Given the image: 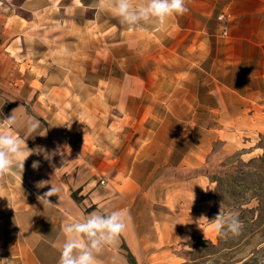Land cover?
<instances>
[{
    "label": "crops",
    "instance_id": "0c3cea01",
    "mask_svg": "<svg viewBox=\"0 0 264 264\" xmlns=\"http://www.w3.org/2000/svg\"><path fill=\"white\" fill-rule=\"evenodd\" d=\"M97 3L98 0H23L21 7L30 16H51L52 21L46 25L39 21V27L45 26L47 32H52L51 46L44 47L43 51L39 49V54L33 57L36 68L39 69L38 75L35 76L39 86H30L29 89L20 86L15 87L14 91L11 81L13 58L7 50L12 46L11 0H0V37L3 36L0 44V47H3V53L0 54V132H11L19 139L25 156L28 155L27 148L30 151L43 148L51 156L57 155V163L53 165V162L45 159L44 153L38 155L33 152L24 161L23 172L14 167L5 176L0 177L2 264H59L65 242L64 228L78 219H83L87 213L95 211L110 213L125 210L130 216L126 231L98 254L100 264H181L183 258L177 250L179 248L173 246V243L185 239L189 231L194 235L203 236L200 227L205 226L203 222L208 219L210 208L208 200L203 196L209 183L207 174L196 172L191 176L167 180L157 197L153 196L149 189H145L144 182L139 177L153 175L152 169L155 172L156 167H160L163 173L166 164L174 167L175 174L183 173L181 170L185 172L188 169H200L205 157L199 142L203 138L199 137L198 141L197 132L194 130L190 134L187 126L184 128L183 125L173 138L161 142V148L154 145L157 142L155 126L164 127V121L160 119L159 123H156V118H153L156 104L150 101L149 97L147 102L142 99L151 93V85L157 73L154 67L151 71L148 67L146 75L142 76L139 65L149 61L154 64L156 60L109 58L105 62L100 59L101 57L96 55L98 44L80 39L92 35L91 32H99V36L97 33L95 35L101 37L98 42L102 44L101 33L108 28L105 11L107 8L98 9L95 7ZM89 12L90 15L87 16ZM259 12L261 13L262 9ZM228 17L230 18L229 13L226 15L227 23ZM55 20L59 22L56 23ZM64 20H67L68 24L58 27L57 24H62ZM171 23L170 30L174 27ZM175 25L176 29L183 28L177 21ZM69 29L75 30L77 35L74 40L77 41H74L76 46L72 47L75 49L67 51L68 59L76 58L81 51L83 58H88L89 65L95 60L100 63L110 62V67L92 66L89 71L64 72L65 77L70 79L97 77L99 81L107 80L108 85L104 87H84L85 91H89V95H103L105 100L110 101V104L99 105L92 97L85 100L91 112L90 126H103L105 122L100 117L95 119L97 116L92 112L109 113L107 123H104L106 130L99 133V138L106 137L109 141H115L107 143L100 139V143L103 141L105 145H102L98 152L96 148H82L77 145L72 135L63 132L56 116L48 119L38 112L39 109L45 111L41 109L38 97L48 94L49 90L46 89L59 87L51 81L59 75L55 71L58 59L66 56H60L56 46L60 47L61 37L64 39ZM121 29L142 33L150 31L151 27L144 31L127 26ZM54 30L59 32L54 33ZM40 34L41 30L39 39ZM19 38L23 43L24 35L20 34ZM132 38L130 43L138 39L134 36ZM63 42L68 46L73 41L64 39ZM137 44L139 46V40ZM29 58V55L23 56L20 62H14L17 65L26 63L28 67ZM111 64L115 65V72L112 71ZM26 70L29 73V68ZM19 80L29 84L26 76L20 77ZM73 91L75 92L76 88ZM27 98H32L30 108L36 116L31 114L25 105L24 100ZM46 102L49 103L48 97ZM106 106L112 107L109 112ZM11 116L14 118V124L9 127L5 119ZM33 124H38V127L35 132L30 133L29 129ZM112 125L115 126L114 130L109 129ZM45 132L46 135L40 136ZM166 133L164 130L163 134ZM173 142L175 147L172 146ZM189 142L192 143L191 147ZM165 143L167 146H164ZM158 149H161L158 158L161 162L153 166L150 161L155 162L156 155L153 153ZM172 149L174 161L168 162L165 152H171ZM106 152L110 153L107 155ZM34 161L39 162L36 169L32 167ZM104 173L108 177L100 184L99 179L94 176ZM126 176L132 180L131 189L124 186ZM41 181L49 183L39 188L37 184ZM52 185L59 190L57 195L48 198L53 205H42L37 196L49 191ZM74 193L79 198H74Z\"/></svg>",
    "mask_w": 264,
    "mask_h": 264
},
{
    "label": "rangeland",
    "instance_id": "374dc122",
    "mask_svg": "<svg viewBox=\"0 0 264 264\" xmlns=\"http://www.w3.org/2000/svg\"><path fill=\"white\" fill-rule=\"evenodd\" d=\"M22 3L23 0H11L12 46L7 50L13 58L11 81L14 91L15 87L29 89L30 86H39L35 78L39 69L33 57L39 54V49L43 51L44 47L51 46L52 32H47L45 26L39 27V21L44 25L50 23L51 16H30L23 11ZM187 7L189 11L186 14L170 18L163 27H151L150 31L142 33L123 31L121 27L126 25H121L118 18L106 9L108 28L101 33L102 44L98 42L101 38L97 37L99 32H91L92 35L80 39L91 40L93 44L96 42L99 46L96 55L105 62L109 58H155L154 64L149 61L139 65L142 76L146 75L148 67L150 71L154 67L157 73L154 81L151 80V93L142 99L147 102L149 97L156 104L153 111L156 123L160 119L164 121V127L155 126V146L161 148V142L173 138L183 125L184 128L187 126L190 134L194 130L197 132L198 141L199 137L203 138L199 142L205 157L200 169L181 170L183 173L175 174L174 167L166 164L163 173L160 167H156L155 172L152 169L153 175L139 176L145 189L155 197L167 180L191 176L196 172L205 173L209 178L203 196L210 204L209 210H213L203 222L205 226L200 227L203 236L198 235L205 239V233L209 243L197 246L193 241L195 235L189 231L185 239L173 243L183 258L181 264H264V161H259L264 153V1L187 0ZM221 12L230 14L226 35L221 33V21L218 19ZM89 15L90 12L87 13ZM176 21L183 26L182 29H176ZM170 23L174 26L172 30L169 29ZM67 24L68 21L64 20L57 25ZM20 34L25 37L23 43ZM75 35V30L69 29L64 39L73 41L72 44L64 45L62 37L60 47L56 44L59 55L66 56L58 59L55 71L59 75L51 81L59 87L45 88L49 93L38 97L39 105L45 111L39 109L38 112L48 119L56 116L63 132L72 135L77 145L96 148L97 151L105 145L103 141H115L99 138V133L106 130L104 123H107L109 113L92 112L97 116L95 119L100 117L105 122L103 126H90L91 112L85 100L92 97L99 105L110 104V101L103 95H89L84 87H104L108 85L107 80L99 81L97 77L70 79L64 72L89 71L92 66L110 67V62L95 60L89 65L88 58H83L81 51L76 58L68 59L67 51H73V45L76 46ZM133 36L138 39L130 43ZM2 40L1 35L0 44ZM2 53L3 47H0ZM27 55L30 56L28 67L26 63L17 65L16 62ZM111 67L115 72V65L111 64ZM26 68H29V73ZM22 76H26L29 84L19 80ZM24 103L36 116L30 108L32 98L25 99ZM92 103L95 104L94 101ZM106 108L109 112L112 107ZM109 129L114 130L115 126ZM191 144L189 142V146ZM172 146L175 147L174 142ZM160 151L153 153L156 157L155 162L150 161L151 165L156 163L157 166L161 162L158 160ZM173 151L165 152L168 162L174 161ZM56 156L49 159L53 165L57 163ZM94 177L102 184L108 176L104 173ZM132 185V180L126 176L125 188L131 189ZM73 197L77 199L78 196L74 193ZM220 204L226 217L237 216L242 222L243 227L238 234L214 230L210 222L219 213Z\"/></svg>",
    "mask_w": 264,
    "mask_h": 264
},
{
    "label": "clouds",
    "instance_id": "9594fccd",
    "mask_svg": "<svg viewBox=\"0 0 264 264\" xmlns=\"http://www.w3.org/2000/svg\"><path fill=\"white\" fill-rule=\"evenodd\" d=\"M92 7V5H90ZM98 9L107 8L118 18L121 25L130 29L144 31L148 27H163L167 21L175 16H182L189 11L187 0H98ZM9 127L14 124V118L5 119ZM38 124H33L29 132H35ZM47 132V130H46ZM46 132L40 136L46 135ZM27 147V146H26ZM24 155V147L19 139L11 132H0V177L5 176L14 167L23 172L24 161L33 152L44 153L45 159L51 155L43 148L28 150ZM54 154V153H53ZM23 157V159H21ZM39 162L34 161L32 167L38 168ZM48 181H41L37 187L43 188ZM58 189L51 186L43 195L37 196L40 203L53 205L49 197L58 194ZM194 200V199H193ZM206 219V218H205ZM130 216L125 210L110 213L95 211L84 215L83 219L67 225L64 228L65 242L61 252L59 264H100L97 259L102 249L113 244L127 229ZM217 232L238 234L243 227L237 216H225L221 211L210 222ZM205 239L206 235L204 233ZM3 261H0L2 264Z\"/></svg>",
    "mask_w": 264,
    "mask_h": 264
},
{
    "label": "trees",
    "instance_id": "16d2710c",
    "mask_svg": "<svg viewBox=\"0 0 264 264\" xmlns=\"http://www.w3.org/2000/svg\"><path fill=\"white\" fill-rule=\"evenodd\" d=\"M262 148H264V146H262ZM259 158H260L259 161H264V153H262V155ZM212 210H213L212 208L209 210L210 214ZM193 241L195 242L197 246H204L207 243H209L208 240L203 239L201 236H198V235L193 236Z\"/></svg>",
    "mask_w": 264,
    "mask_h": 264
},
{
    "label": "built area",
    "instance_id": "2783aa9c",
    "mask_svg": "<svg viewBox=\"0 0 264 264\" xmlns=\"http://www.w3.org/2000/svg\"><path fill=\"white\" fill-rule=\"evenodd\" d=\"M218 19L221 21L220 26H221V33L223 35L227 34V19H226V15L225 13L221 12V14H219Z\"/></svg>",
    "mask_w": 264,
    "mask_h": 264
}]
</instances>
